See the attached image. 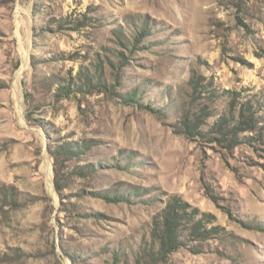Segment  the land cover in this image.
Instances as JSON below:
<instances>
[{"label":"rangeland","instance_id":"rangeland-1","mask_svg":"<svg viewBox=\"0 0 264 264\" xmlns=\"http://www.w3.org/2000/svg\"><path fill=\"white\" fill-rule=\"evenodd\" d=\"M0 264H264V0H0Z\"/></svg>","mask_w":264,"mask_h":264},{"label":"trees","instance_id":"trees-1","mask_svg":"<svg viewBox=\"0 0 264 264\" xmlns=\"http://www.w3.org/2000/svg\"><path fill=\"white\" fill-rule=\"evenodd\" d=\"M143 35L147 36L149 34H142L140 32H136L135 40H134L135 46L142 43V41L144 40ZM135 46H132V47H135ZM122 56H124V54H122ZM122 58H125V57H122ZM124 63L126 62H123V61L120 62L121 65H124ZM115 71L118 72L120 70L116 69ZM115 77L117 78V82H119L120 76L116 73ZM102 79L103 78L101 76L97 78L98 86H100ZM85 80L88 81L89 85L92 84V78H87L86 76ZM67 89L69 88H64V90H67ZM125 98H127L129 103H136L140 105L138 103L139 98L137 94H129L125 96ZM251 108L252 107L250 106V104H245L239 112V118L237 122H235L234 124H232L231 123L232 120H229V119L224 121L225 123L218 122V132L217 133L224 136L225 139L228 137V135H232V137L230 138L232 140L230 139L229 140L230 142L234 144L238 140L239 132L254 130L255 127H258V125L255 119V115L253 114L254 111H252ZM189 131L191 132V129H189ZM249 139L251 138H248V140ZM70 150H73V147L67 148V150L65 151H70ZM56 183H57L56 184L57 187H59L58 186L59 182L57 181ZM179 209H181L179 204H178V208H177V204L175 205L171 204L163 215V219L161 222L162 235L160 236V247H159V254H158L159 256L162 255L164 257H168L169 254H171L172 252H174L176 249L179 248L178 246L180 243L179 226L184 225V222H189L188 218H182V219L179 218L180 217ZM200 230H201L200 226L195 223L194 224V234L196 235V233H199Z\"/></svg>","mask_w":264,"mask_h":264}]
</instances>
